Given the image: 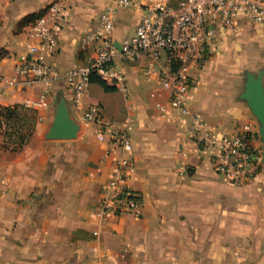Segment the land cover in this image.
I'll list each match as a JSON object with an SVG mask.
<instances>
[{
    "label": "crops",
    "instance_id": "crops-1",
    "mask_svg": "<svg viewBox=\"0 0 264 264\" xmlns=\"http://www.w3.org/2000/svg\"><path fill=\"white\" fill-rule=\"evenodd\" d=\"M109 1L0 0V53H5L0 76L10 79L28 57L27 32L32 23L25 20L52 4L63 8L64 20L57 32L56 52L47 62L60 75L87 65L94 49L83 51L82 38ZM142 16L133 8L117 12L116 45L134 36ZM239 36L251 38L253 44L264 42V27L245 17L239 18L232 32L216 27L211 57L192 71L189 104L212 130L233 134L250 125L252 144L262 152L257 122L238 100L244 81L226 53L225 39L239 40ZM151 63L153 74L148 71ZM121 66L128 94L107 93L91 83L83 105L100 106L110 120L134 119L131 157L136 173L129 184L142 195L140 217H95L99 193L111 177L109 146L81 121L70 91L60 80L42 109H34L36 133L22 150H4L0 137V264H264V164L247 185L218 176L186 129L156 109L169 99L160 84L169 70L167 60L143 57ZM43 89L41 84L22 91L0 84V106L37 102ZM59 93L81 126L73 141L44 139L54 115L52 95ZM182 147L188 152L184 161L179 155ZM182 162L185 175L180 173Z\"/></svg>",
    "mask_w": 264,
    "mask_h": 264
},
{
    "label": "built area",
    "instance_id": "built-area-1",
    "mask_svg": "<svg viewBox=\"0 0 264 264\" xmlns=\"http://www.w3.org/2000/svg\"><path fill=\"white\" fill-rule=\"evenodd\" d=\"M129 8L141 10L143 16L134 36L120 42L118 50L113 41L116 14ZM240 17L264 27V0H110L95 25L82 38L83 51L94 49L88 64L60 75L47 62L56 52L57 32L64 20L63 8L52 4L28 28V57L19 62L10 79L0 76V84L3 88L21 91L41 84L44 89L39 101H28L24 105L40 109L49 91L63 80L81 121L94 129L99 142L109 146L106 157L111 158V177L101 188L95 217L108 220L128 214L139 218L143 198L129 184L136 173L131 157L135 121L131 117L110 120L100 106L84 107L90 78L96 76L126 95L129 91L121 64H134L143 57L153 62L165 58L169 70L160 77V84L169 92V99L167 104H158L156 109L169 122L186 129L191 143L211 162L218 176L234 185H247L262 167V152L252 144L254 131L251 126L246 125L233 134L212 130L204 118L192 110L188 97L193 87L192 71L211 57L216 27L236 30ZM153 65L148 66L150 74H153ZM179 155L182 161L187 158L186 147L180 149ZM180 173H187L183 162Z\"/></svg>",
    "mask_w": 264,
    "mask_h": 264
},
{
    "label": "water",
    "instance_id": "water-1",
    "mask_svg": "<svg viewBox=\"0 0 264 264\" xmlns=\"http://www.w3.org/2000/svg\"><path fill=\"white\" fill-rule=\"evenodd\" d=\"M120 50V45H115ZM257 121L258 135L262 143V164H264V69L257 73L245 72V81L239 95ZM81 131V126L72 117L67 101L61 97L55 107L52 122L44 134L46 141H73ZM88 264V263H86Z\"/></svg>",
    "mask_w": 264,
    "mask_h": 264
},
{
    "label": "trees",
    "instance_id": "trees-1",
    "mask_svg": "<svg viewBox=\"0 0 264 264\" xmlns=\"http://www.w3.org/2000/svg\"><path fill=\"white\" fill-rule=\"evenodd\" d=\"M43 13L44 11L37 15L30 16L24 23H33L38 17L43 15ZM4 56V52L0 53V60L4 58ZM90 82L98 84L107 93L117 91L115 87L106 84L96 76H92ZM57 97L60 99L62 94L59 93ZM32 110L33 109L27 108L23 105H15L12 107L0 106V133L4 135V141L2 142L1 147L4 150H9L11 152L20 151L33 137L36 131L37 113ZM3 126L9 131H2ZM25 126L28 127L25 128Z\"/></svg>",
    "mask_w": 264,
    "mask_h": 264
},
{
    "label": "rangeland",
    "instance_id": "rangeland-1",
    "mask_svg": "<svg viewBox=\"0 0 264 264\" xmlns=\"http://www.w3.org/2000/svg\"><path fill=\"white\" fill-rule=\"evenodd\" d=\"M255 34H257V31L255 32ZM225 43L228 46L226 47L227 48L226 53L227 55L231 56V60H234L236 67L239 68V72H240L239 74L243 81H245V72L250 71L253 73H257L260 69H264V42L263 41L262 42L259 41L258 43L254 42L253 44L251 41V38L245 37V36H239V40H236L234 38H229V39H225ZM52 96H54V104H53L52 112L55 113V107L59 99L57 97V94L52 95ZM32 111L36 112L37 110L33 109ZM21 113H24V112H21ZM36 117H37V114H36ZM27 127L28 126H25V128ZM36 128H37V125H36ZM5 130L9 131L8 129H6L5 126H3L2 131H5ZM3 136L4 135L0 133V137H2V142L4 141Z\"/></svg>",
    "mask_w": 264,
    "mask_h": 264
}]
</instances>
